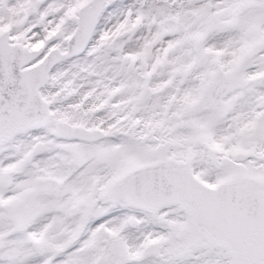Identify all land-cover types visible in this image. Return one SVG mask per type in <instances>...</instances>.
Here are the masks:
<instances>
[{
    "label": "snow or ice",
    "instance_id": "1",
    "mask_svg": "<svg viewBox=\"0 0 264 264\" xmlns=\"http://www.w3.org/2000/svg\"><path fill=\"white\" fill-rule=\"evenodd\" d=\"M0 264H264V0H0Z\"/></svg>",
    "mask_w": 264,
    "mask_h": 264
}]
</instances>
